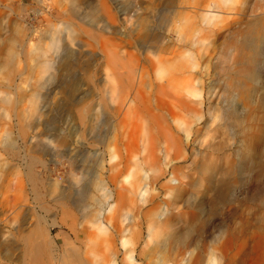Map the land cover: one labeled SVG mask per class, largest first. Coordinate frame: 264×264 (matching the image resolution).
Masks as SVG:
<instances>
[{
  "label": "rangeland",
  "instance_id": "rangeland-1",
  "mask_svg": "<svg viewBox=\"0 0 264 264\" xmlns=\"http://www.w3.org/2000/svg\"><path fill=\"white\" fill-rule=\"evenodd\" d=\"M263 3L0 0V264H61L82 222L73 202L98 179L105 189L91 193L115 205L113 226L102 233L88 223L94 237L78 245L85 253L121 239L120 258L134 252L138 264H264ZM245 41L249 77L239 95L227 79ZM156 43H172L177 54L161 72ZM168 80L180 99L170 106L174 118L153 109L161 115L153 119L150 85ZM132 81L133 101L120 107L117 87ZM248 139L254 153L244 160ZM206 163L217 169L211 182ZM228 166L233 182L219 204L213 187ZM144 175L142 202L132 184ZM37 229L40 239H28Z\"/></svg>",
  "mask_w": 264,
  "mask_h": 264
},
{
  "label": "bare ground",
  "instance_id": "bare-ground-1",
  "mask_svg": "<svg viewBox=\"0 0 264 264\" xmlns=\"http://www.w3.org/2000/svg\"><path fill=\"white\" fill-rule=\"evenodd\" d=\"M170 1H172V0H170ZM261 2H263V1H261ZM71 29H72L71 27H68L66 29V34L69 37L74 34ZM254 30H255L254 31L255 33L257 31H259V29H257L256 27H255ZM255 33H253V34H255ZM239 41H240V39H239ZM238 44L239 45L235 49V54L233 56L232 66H231V71L234 74L231 75V77H229L227 79L228 80L227 81V86H228L227 89L231 90L235 94L241 95V93L246 88V84L244 82V78L249 75L248 71L243 66H244V62L247 59V56H248V53L250 51L251 45L249 47V45H248L249 43L247 41H245V42H243L241 44L240 43H238ZM154 48L155 49H154L153 52H154L155 56H157L158 62L160 64V67L158 68V71L161 72L162 70H164L165 64H168L170 61H172L173 58H175L177 56V54H176V51L173 49V44L172 43L171 44L162 45V46H159V44H157L156 47L154 46ZM166 51L168 52L167 54H169V56H167V57H165V55H164V53ZM229 59H230V57H229ZM162 75H164V73ZM165 85H166V87L164 85H162V84L159 85V86L158 85L156 86L154 84L150 85V95H149V97L146 98L145 104L147 105V107L149 109V113L153 117V119L161 118V115H159V114L158 115L157 114L156 115L152 114V110L153 109H156V110L161 111V112L167 111L169 116L171 118H174V112H172L170 106L174 102L173 100H175V99L180 100V99H179V96H178L177 93H175V92L173 93V90H171L172 92L170 91V87H172L173 81L168 80V81L165 82ZM127 88L130 89V90L134 89V88L136 89L134 81H132V84L130 83V85L128 87H123V86L118 85L116 92H118L119 94H122V93L125 94V96H123V98H122V101H121L122 104H120V107L124 106L128 102H131V100H132V98H131L132 95H130L127 92ZM153 91H154V93H153ZM188 93L191 94V92H188ZM260 93H261L260 94L261 105H262V107H264V87L261 89ZM253 94H254V92L252 93V95H250V99L252 98ZM192 96H194V95H192ZM196 97L197 98H201L202 97L200 91L197 92ZM167 100H169V102ZM181 105L183 107V110L187 111L188 113L189 112H193V110H194V107L191 106L190 102H185V101L181 100ZM175 106H177V105H175ZM177 111H178V108H177ZM80 117H81V120H82L85 117V115L81 114ZM240 124L242 125L243 121H241ZM243 131H244V129H243ZM248 141L250 143L249 144L248 143L247 144L244 143L243 146L241 147V151L238 152L239 158L241 157V159H244V160L246 158H248V157H251V153H254V152H252L254 150L253 143H251L250 139H248ZM241 163H243V162H241ZM29 165H31V164H29ZM233 168H231V166H228L227 171H225V173H223L224 175L222 176V178H220L219 180H217L214 183L213 191H214L215 197L217 198V201L218 200L219 201H225L226 200L227 192H228L229 187L231 186V184L233 182V174H234ZM215 170H217V169L215 168L214 163L210 164V165L208 163H206L201 168V172H203V173L208 172V181H210V182L213 179L212 174L214 173ZM26 175H28V174H26ZM31 175L29 177L32 178V180H34L36 175H35V177H34V175H32V177H31ZM148 178H149L148 175H144V176L136 179L135 182L132 184V188L134 190L133 192L137 193V197L142 202H143V199H144V195L146 193L145 188H147ZM92 188L94 190V193L96 191H98V190L100 191V190L105 189L102 181H100L99 179L95 180V182H94V184L92 186L91 185L87 186V188H86V190H85V192L83 194L82 200H79V202H77V201L73 202L74 205H72V206H75L77 208V209L75 208V210H77V212H79V214H81V216H80L81 218L80 219H81L82 222L79 221L78 226L75 227L74 232H73V235H74V238H75V246H73L71 244H65L64 255L63 256L60 255V258H59L60 259V263L61 264H122L123 262L126 261V262H128V264H138V258L136 259V257L134 256V252H130V253L126 252V253H124L125 258L123 260H122V258H120L121 257V253H122V249L121 248L124 245V240H121V239L119 240L118 243H116V241L114 239L102 241V243L105 244L104 248H101V246L98 247L96 245L95 246H91V248L86 253L84 251H82L81 247H78V245H81L82 239H85V238H88V237H90V238L94 237V234L93 235L91 234V236L88 235V233H89L87 231L88 230V228H87L88 223H93L95 225H98L100 227L99 229L102 231V233L106 232L105 229L109 230L113 226V223H112L113 222V218L111 216H109V215H110V213H111V211H112V209H113V207L115 205L110 204L111 202L108 203L109 199L106 200V198H107V194L106 193H105V196H103L102 198L96 197L95 196L96 194L94 195L93 193H91ZM73 191L75 193H79L81 190L74 187ZM67 197L66 196H64V198L61 197V199L62 198H63L62 200L67 199L66 201L67 202L69 201V203H71V201ZM215 197H214V199H215ZM109 198H110V196H109ZM219 201L217 203H219ZM199 204H201V203H199ZM150 211L147 212V214H146L147 217H150L153 214ZM63 214H64L63 216H66V220L67 221H70V220L71 221H78V216H77V218H75L76 215H74L70 211L63 210ZM158 217L161 218L162 216L159 215ZM152 218H153V215L151 216V223L152 224L156 223V219L155 218L152 219ZM64 224H65V221H64ZM109 225H110V227H109ZM68 226H69V223H68ZM127 229H129V228H127ZM42 230H44V229H41V230L37 229L35 234L30 236V237H28V239H40V235L43 233ZM123 232H126V230H124ZM153 232H154V230L152 231V229H150L149 237H151V235L154 234ZM156 235H158V234H156ZM161 235H162V233L160 234V237H162ZM169 236H171V235H169ZM177 237H176V239L179 238V237L178 238ZM168 238H174V236L173 237H168ZM96 239H99V238H96ZM179 240H181V238H179ZM59 248L62 249L61 246ZM158 248L159 247H157V246L153 247V249H151V252L147 256V258L149 259V258H152L153 256L155 257V254L156 255L158 254L157 253L158 252L157 251ZM57 249H58V247H57ZM142 256H145L144 252L141 253L140 255H138V257H142ZM154 260H156V259H154ZM160 264H166V263L163 262V261H160Z\"/></svg>",
  "mask_w": 264,
  "mask_h": 264
}]
</instances>
